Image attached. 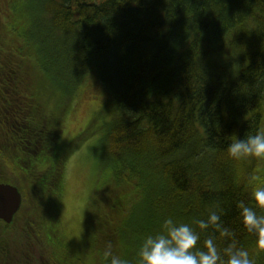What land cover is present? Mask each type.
<instances>
[{
  "label": "trees",
  "instance_id": "1",
  "mask_svg": "<svg viewBox=\"0 0 264 264\" xmlns=\"http://www.w3.org/2000/svg\"><path fill=\"white\" fill-rule=\"evenodd\" d=\"M91 76L109 98L86 133L60 144ZM263 126L264 0H0V151L26 175L32 206L28 221L18 218L26 200L11 224L0 220L13 231L0 238V264H106L109 245L138 264L143 238L168 217L192 223L200 248L212 236L222 254L234 243L264 264L238 208L256 206L262 160L227 152ZM90 132L100 133L102 198L78 255L58 203ZM209 211L232 237L199 229Z\"/></svg>",
  "mask_w": 264,
  "mask_h": 264
},
{
  "label": "rangeland",
  "instance_id": "2",
  "mask_svg": "<svg viewBox=\"0 0 264 264\" xmlns=\"http://www.w3.org/2000/svg\"><path fill=\"white\" fill-rule=\"evenodd\" d=\"M29 11L27 9V12ZM49 84L54 88L51 83ZM63 93L66 92L63 91ZM75 96L73 105L66 115V120L63 121L59 139L60 144L73 140L78 134L86 133V128L92 120L93 113L102 109L105 101L109 98L95 76L88 77ZM105 120H107L106 116L99 118V122ZM90 131L93 132L94 130ZM99 136V132L90 135L89 139L82 143L81 148L69 159L58 203L60 204L58 208L59 220L61 221L60 228L65 239L72 244L70 249L78 255L82 251L84 237L92 233L95 228L96 219L93 218V213H95V207L101 203L102 198L99 199L98 203L96 202L97 185L98 182L99 185L101 184L100 176L102 175L100 161L96 153V143ZM10 155L12 154L0 151V179L11 182L19 189H24V193L22 190L20 192L23 201L26 200V203L23 204V209H20L21 213L18 218L24 219L25 222L31 217L30 190L24 184L25 181L27 182L26 175L12 164ZM259 171L260 176L256 185L264 183V160H262V167ZM100 196L98 194V197ZM12 233L13 231L9 227L4 226V223H0V238L10 236Z\"/></svg>",
  "mask_w": 264,
  "mask_h": 264
},
{
  "label": "clouds",
  "instance_id": "3",
  "mask_svg": "<svg viewBox=\"0 0 264 264\" xmlns=\"http://www.w3.org/2000/svg\"><path fill=\"white\" fill-rule=\"evenodd\" d=\"M227 152L231 158L237 160L248 158L264 160V129L243 139L235 137L229 144ZM252 196L256 203L255 207L247 206L241 201L238 208L244 226L249 232L257 234V246L264 249V214H258L256 210L264 209V183L254 187ZM194 223L202 231L212 226L221 237L233 236L216 211H209L206 219H196ZM199 240L200 232L192 223L168 217L163 220L158 232L143 238L137 253L138 264H254L248 250L236 247L234 243L225 247L222 254L212 236L204 241L203 248L198 247ZM103 259L106 264H129L127 259L113 254L111 245L103 251Z\"/></svg>",
  "mask_w": 264,
  "mask_h": 264
},
{
  "label": "water",
  "instance_id": "4",
  "mask_svg": "<svg viewBox=\"0 0 264 264\" xmlns=\"http://www.w3.org/2000/svg\"><path fill=\"white\" fill-rule=\"evenodd\" d=\"M23 196L19 188L9 184L0 183V220L11 224L20 211Z\"/></svg>",
  "mask_w": 264,
  "mask_h": 264
}]
</instances>
